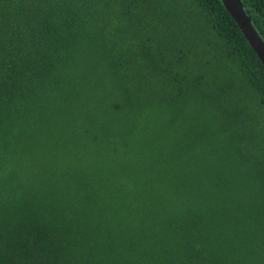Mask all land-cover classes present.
<instances>
[{"label":"trees","instance_id":"obj_1","mask_svg":"<svg viewBox=\"0 0 264 264\" xmlns=\"http://www.w3.org/2000/svg\"><path fill=\"white\" fill-rule=\"evenodd\" d=\"M0 264H264V65L222 0H0Z\"/></svg>","mask_w":264,"mask_h":264},{"label":"water","instance_id":"obj_2","mask_svg":"<svg viewBox=\"0 0 264 264\" xmlns=\"http://www.w3.org/2000/svg\"><path fill=\"white\" fill-rule=\"evenodd\" d=\"M227 11L241 28L248 42L264 65V41L254 28L240 0H222Z\"/></svg>","mask_w":264,"mask_h":264}]
</instances>
